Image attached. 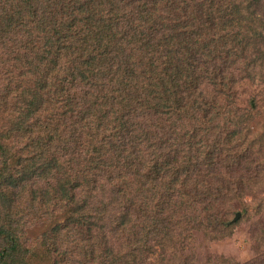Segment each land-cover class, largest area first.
<instances>
[{
	"label": "trees",
	"instance_id": "trees-1",
	"mask_svg": "<svg viewBox=\"0 0 264 264\" xmlns=\"http://www.w3.org/2000/svg\"><path fill=\"white\" fill-rule=\"evenodd\" d=\"M263 86L264 0H0V264H171L231 227Z\"/></svg>",
	"mask_w": 264,
	"mask_h": 264
},
{
	"label": "rangeland",
	"instance_id": "rangeland-1",
	"mask_svg": "<svg viewBox=\"0 0 264 264\" xmlns=\"http://www.w3.org/2000/svg\"><path fill=\"white\" fill-rule=\"evenodd\" d=\"M255 91L260 92V87L255 88ZM260 118L264 123V105ZM263 125L261 124L256 132L258 136L261 135L262 129L264 130ZM261 152L264 153V147ZM230 183L235 186L231 188L236 192L233 194V201L237 200L232 202L235 206L231 212L236 210V214L230 221L233 225L228 228L216 229V231H211L205 225L189 226L182 233L181 254L176 252L174 260H170L171 264L173 262L175 264L180 256L192 258L194 264H211L222 258L234 259L244 264L251 262L254 257L260 254V245H263L264 242V168H260L259 173L255 176L240 171L236 176V181H230ZM240 198H243L241 200L243 204L242 202L237 204ZM256 204L258 207H262L260 214L255 212ZM247 207L250 208V218L243 213V209ZM237 213H240V217L235 220ZM186 242L189 243V246H186ZM166 255L168 257V253Z\"/></svg>",
	"mask_w": 264,
	"mask_h": 264
},
{
	"label": "water",
	"instance_id": "water-1",
	"mask_svg": "<svg viewBox=\"0 0 264 264\" xmlns=\"http://www.w3.org/2000/svg\"><path fill=\"white\" fill-rule=\"evenodd\" d=\"M240 217V213H237L235 220Z\"/></svg>",
	"mask_w": 264,
	"mask_h": 264
}]
</instances>
